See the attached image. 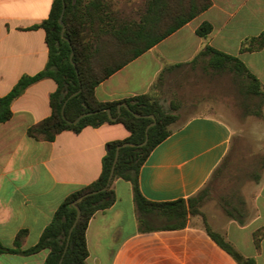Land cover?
<instances>
[{"label":"crops","instance_id":"0c3cea01","mask_svg":"<svg viewBox=\"0 0 264 264\" xmlns=\"http://www.w3.org/2000/svg\"><path fill=\"white\" fill-rule=\"evenodd\" d=\"M55 0H0V98L24 76L43 71L49 60L46 33L35 28L50 16ZM204 24L212 32L200 37ZM206 47L240 59L264 86V0H211V6L171 36L114 73L96 88L101 102L152 93L164 76L194 64ZM209 66V57L203 58ZM57 90L46 78L29 86L11 104L12 117L0 123V244L35 246L57 209L102 173L106 145L130 132L121 123L63 131L52 142L27 130L51 115ZM236 138L230 122L197 115L176 129L149 155L139 187L145 199L168 203L194 199L229 155ZM116 201L98 211L86 231L88 264H264V173L248 202L232 215L209 210L170 219L150 213L140 221L130 182H114ZM176 225V226H175ZM212 234L240 256L230 254ZM49 251L0 255V264H45Z\"/></svg>","mask_w":264,"mask_h":264},{"label":"trees","instance_id":"16d2710c","mask_svg":"<svg viewBox=\"0 0 264 264\" xmlns=\"http://www.w3.org/2000/svg\"><path fill=\"white\" fill-rule=\"evenodd\" d=\"M64 1L66 3L63 18L64 37L63 27L59 23L63 0H55L49 18L35 27L42 28L46 33L49 48L48 63L40 73L21 78L8 95L0 98V123L12 117L11 104L26 88L40 80L50 78L57 84V90L50 98L52 112L48 118L27 130L31 138L52 142L63 131L80 133L87 126L99 127L106 123L123 124L130 132V137L106 145L102 173L98 180L70 195L63 202L35 246L27 250L21 249L27 236L26 231H21L16 237L14 248H6L0 244V255L17 253L29 256L47 250L49 255L45 264H59L68 242L70 229L77 217V209L72 206L73 202L83 195L107 187L117 149L121 147L114 177L108 188L78 203L81 216L71 234L68 249L61 263L88 264L89 252L86 242L88 224L98 211L113 206L116 201L114 182L118 179L132 184L141 222L143 217L150 213H157L170 219L186 218L189 214L200 215L199 210L195 209L194 199L155 203L145 199L139 187L141 168L151 152L182 126L173 127L177 116L166 112L151 93L117 102H101L96 97V88L114 73L206 11L211 6V0H149L140 18L130 21L117 17L108 0ZM211 32L210 24H204L197 30L200 37H206ZM204 57L210 58L209 67L213 70L229 69L247 78L250 94H262L263 85L240 59L212 47H206L198 54L194 63ZM75 93L78 94L69 99ZM67 100L64 118L62 109ZM122 103H126L129 109L122 107L119 115L118 106ZM107 109L111 110L114 117L119 115L116 121L110 119ZM89 112L96 113L86 116L77 124L72 123L80 115ZM136 114L141 117H137ZM149 125L152 126L148 131L149 141L145 146H123L126 143L134 145L143 143ZM212 237L222 248L240 259V256L222 238L214 234Z\"/></svg>","mask_w":264,"mask_h":264},{"label":"rangeland","instance_id":"374dc122","mask_svg":"<svg viewBox=\"0 0 264 264\" xmlns=\"http://www.w3.org/2000/svg\"><path fill=\"white\" fill-rule=\"evenodd\" d=\"M122 20H137L149 0H108ZM249 80L231 70L216 71L200 59L162 77L151 93L163 109L177 116L173 127L197 115L218 116L235 127L233 147L210 182L197 195L195 209L233 215L248 202L264 173V89L248 92ZM264 87V86H263Z\"/></svg>","mask_w":264,"mask_h":264},{"label":"water","instance_id":"95a60500","mask_svg":"<svg viewBox=\"0 0 264 264\" xmlns=\"http://www.w3.org/2000/svg\"><path fill=\"white\" fill-rule=\"evenodd\" d=\"M65 10H66V3H65V1L63 0V11H62V14H61L60 19H59V23H60V25L63 27V29H62V36H63V37H64V32H65V24H64V22H63V18H64ZM73 65L76 67V65H75L74 63H73ZM77 94H78V93L73 94L71 97H69V99H71L72 97L76 96ZM69 99H68V100H69ZM68 100L64 103V105H63V109H62V115H63L64 118H65L64 111H65V107H66V105H67ZM122 107H125V108L129 109V107H128V105H127L126 103H122V104H120V105L118 106L119 115L121 114V108H122ZM106 111H107V113H108V115H109V117H110V119H111L112 121H116V120L118 119L119 115H118L117 117H114V116L112 115L110 109H107ZM95 113H96V112L84 113V114L80 115V116H79L75 121H73L72 123L77 124V123L80 122L81 119L85 118L86 116L93 115V114H95ZM136 116H137V117H141V115H138V114H136ZM152 118H154V116H152ZM153 124H155V123H153ZM153 124H152V125H153ZM152 125H149V126L147 127V130H146L147 135H146V139H145V141H144L143 143H141V144H139V145H134V144L126 143V144H124L123 146H132V147H143V146H145V145L148 143V141H149L148 131H149V129H150V127H151ZM120 148H121V147H118V149H117L116 159H115V162H114L113 167H112V170H111V174H110V177H109V181H108V185H107V187H105V188L102 189L101 191H96V192H92V193H88V194H86V195H83L82 197H80L79 199H77L76 201L73 202L72 206H73L74 208L77 209V217H76V221L74 222L73 226H72L71 229H70V235H69V237H68V242H67V245H66V248H65V251H64L63 257H62V259H61V261H60L59 264H61L62 261H63L64 255H65V253H66V251H67V249H68V246H69V240H70L71 234H72V232H73V230H74V228H75V226H76V224H77V222H78V220H79V218H80V216H81V210H80V208L78 207V203L81 202L83 199L87 198L88 196H92V195L98 194L99 192L105 191V190L108 188L109 184L111 183V181H112V179H113V177H114L115 167H116V164H117V162H118Z\"/></svg>","mask_w":264,"mask_h":264}]
</instances>
